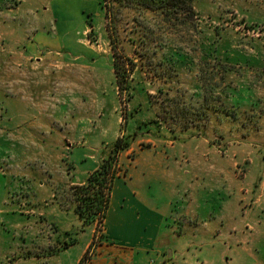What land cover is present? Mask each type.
I'll return each mask as SVG.
<instances>
[{
    "label": "rangeland",
    "instance_id": "obj_1",
    "mask_svg": "<svg viewBox=\"0 0 264 264\" xmlns=\"http://www.w3.org/2000/svg\"><path fill=\"white\" fill-rule=\"evenodd\" d=\"M140 124L116 178L182 235L146 264H264V0H0V264H94L72 185Z\"/></svg>",
    "mask_w": 264,
    "mask_h": 264
},
{
    "label": "crops",
    "instance_id": "obj_2",
    "mask_svg": "<svg viewBox=\"0 0 264 264\" xmlns=\"http://www.w3.org/2000/svg\"><path fill=\"white\" fill-rule=\"evenodd\" d=\"M250 90L247 88L246 93H250ZM159 141L164 144L169 142ZM136 182L140 183L139 186L135 181L127 183L118 178L114 180L105 219V241L110 245L106 243L100 246L94 264H146L159 252H168L167 243L179 242L181 239L182 235L176 237L168 228L166 219L170 214L165 210L164 197L160 192L153 191L150 186L141 184V181ZM84 183H74L72 187ZM73 209L75 211V206ZM76 218L72 227L77 229L78 234L82 227L78 226L81 222L78 216ZM175 258V253L169 251L167 264ZM158 261V264H165L163 259L158 258Z\"/></svg>",
    "mask_w": 264,
    "mask_h": 264
},
{
    "label": "trees",
    "instance_id": "obj_3",
    "mask_svg": "<svg viewBox=\"0 0 264 264\" xmlns=\"http://www.w3.org/2000/svg\"><path fill=\"white\" fill-rule=\"evenodd\" d=\"M129 61L131 62V60ZM125 66L119 60L114 63L118 88L121 93L128 92L131 88L130 78L127 75L128 71H126ZM156 122L154 120L151 123ZM148 124V122L143 125L140 124L132 135L119 137L106 146L102 152V162L99 167L89 175L83 185L73 188L76 203L75 213L83 224L98 223L103 225L105 223L110 206L113 183L118 175V158L123 152L129 150L131 145L137 140L142 126H148ZM149 130L147 129V132ZM154 138L157 140L168 139L160 128L155 131Z\"/></svg>",
    "mask_w": 264,
    "mask_h": 264
}]
</instances>
